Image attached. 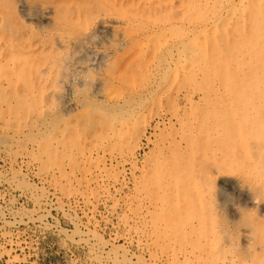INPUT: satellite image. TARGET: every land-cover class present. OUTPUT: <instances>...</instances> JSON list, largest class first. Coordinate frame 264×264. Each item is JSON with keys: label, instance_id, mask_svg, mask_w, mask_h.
Returning <instances> with one entry per match:
<instances>
[{"label": "rangeland", "instance_id": "1", "mask_svg": "<svg viewBox=\"0 0 264 264\" xmlns=\"http://www.w3.org/2000/svg\"><path fill=\"white\" fill-rule=\"evenodd\" d=\"M103 1L0 0V264H264V210L245 211L225 171L203 182L199 159L209 62L264 103V0ZM201 201L220 228L212 250L176 224Z\"/></svg>", "mask_w": 264, "mask_h": 264}, {"label": "bare ground", "instance_id": "2", "mask_svg": "<svg viewBox=\"0 0 264 264\" xmlns=\"http://www.w3.org/2000/svg\"><path fill=\"white\" fill-rule=\"evenodd\" d=\"M103 2H105V1H103ZM105 3H107V2H105ZM109 4H110V2L108 1V5H106V4L105 5L109 6ZM92 6H93V4L91 5V7ZM93 10H94V8H93ZM228 13H231V12H228ZM75 15H76V12H75L74 16ZM230 15H232V14H230ZM230 15L218 16L219 19L217 21L218 22L217 25L219 26V29H220L219 30L220 31L219 34H220V36L222 38H224L223 36L225 34L223 32H225L226 25H227V23H228V21H229V19L231 17ZM61 18H62L61 20H63V22H67L66 21L67 19H66V17L64 15ZM81 21H83V20H81ZM96 21L97 22H94V24L93 23L85 24L83 27L80 28V30L77 31L75 36L79 37L80 40L82 38V40L84 41V39H86V38L88 39L89 33L95 31L96 27L100 30V33H101L104 30L103 28L107 27L109 22H110L105 17L104 18H98V19H96ZM84 22L86 23L87 21H84ZM77 23H78V20H77ZM110 24H112V23H110ZM159 28H161V27H159ZM162 28H164V27H162ZM199 34L200 35H203V34L204 35H208V34H206L204 32L197 33L195 39L192 40V41H194L196 43L194 45H191L188 53L182 54L181 58L179 57L177 60L174 61L175 68H177V69L180 68V71H182L181 70V68L183 69L182 65H183V63H185V62H183L182 59L185 58V57L187 59L194 58L193 55L190 53V51L192 52L193 48L194 49L197 48V43L200 42L199 41V36H200ZM140 35H141V32H140L139 36ZM214 35L215 34L213 33V36ZM75 36H72V37H75ZM208 36H210V35H208ZM134 37H137V36L134 35ZM200 38H202V37H200ZM203 38H204V36H203ZM209 38L210 37H208L207 39H209ZM62 39H63V37H62ZM75 40L76 39L73 38V42ZM61 42H62L61 44H63V45L67 44L66 39L62 40ZM203 43H204V41H203ZM59 47H61V46H59ZM141 52H142V50H141ZM193 54H195V56H196V53H193ZM251 55H255V53L253 52V53H251ZM55 68H57V67H55ZM173 68H174V65H173ZM211 68H212V63L211 62H209V64L206 65V68L204 67V69L208 72V73H206V74H208L207 75L208 76L207 77L208 86L201 91V97H200L202 113H201V116H200V124H201L200 125V128H201L200 129V135H201V139H200V143H199L200 144V146H199V150H200L199 159H200V165H201V168H202V170H201L202 180H203V182H205L207 180V178H209L210 174L219 175L221 171H225V172L229 173L232 176L230 177L229 180L225 179V181L224 180L223 181L220 180V181L228 189H232L233 191H236V192H241L242 195L244 194V196H243L244 198L242 199V201H243L242 202V204H243L242 206L245 207V209H246L245 211H247V208L249 210V207H251V209H253V208L257 209L256 207H258V206H259L260 209L262 208V210H264V203H263V201H261L259 199V194L260 193L255 187L256 186V182H257V180L255 182V179H256L257 176H259L258 171L260 170L261 167H263V163H264V161H263L264 160V103L261 105L262 90H259L261 93L259 91L257 92L256 89H254L255 91L251 90V92H250V91H248L247 87H245L246 86L245 82H243V86H241V88H240L238 86V85H240V83H239L240 81L238 80V78L240 76H237V77L236 76L235 77H226L227 75L226 76H224V75H219L218 76V74L216 72L211 71ZM52 73H54V72H52ZM188 78H190V76ZM216 78H218V79H216ZM61 79H63V78H61ZM63 82H64V80H63ZM252 85L255 87L254 84H252ZM244 87H245V89H244ZM242 94H245V95L242 96ZM110 95H112V94H110ZM252 95H255V99L254 100H252ZM249 96H250V98H249ZM109 98L110 99H114V98H111V97H109ZM249 101H251V102H249ZM140 110H141V108H140ZM141 114H140L139 117H142ZM137 115H139V114H137ZM45 121H43L42 124L40 123L41 125H39L40 127L43 126L44 129L46 127L49 128V126H47V122L48 121L47 122H45ZM68 123H66V124H68ZM94 127L95 126L93 125V128ZM40 132H41V130H40ZM36 136H38V135H36ZM233 173H235V174L233 175ZM216 181H219V180H216ZM220 181L218 183H220ZM218 183H217V186L220 185V184L218 185ZM258 189H259V187H258ZM206 196H207L206 194L204 196H202L203 199ZM207 201L210 202V203H213V201L211 199H208ZM260 201L262 203H259ZM214 204L210 205L211 206L210 207L211 210L215 209L214 208L215 207ZM188 205H190V203ZM236 206L238 207V204H236ZM207 207H208V205H206V204L204 205L202 203V201H201L197 205L192 206V207L190 206L189 208H187L188 212L191 215L192 220L189 219L188 217H186V219H187L186 220L184 216L183 217L181 216V212L180 211L177 213L176 209L174 210L175 213L178 214L177 215L178 222L176 223L178 225V227H181V229L182 228L185 229L186 227H188L190 225H193V222H194L197 225V227L199 226L200 230L197 232L196 231L197 227H195V228H193V231L196 234H199V235H200V233L201 234H205L203 236H204L206 242L209 243L210 245L213 244V246L211 247L210 245H208L206 243L205 248H204V246H202L201 242L197 241V243H196L197 245L196 246L199 249L203 248L202 250L206 249V247H208L209 250L210 249L211 250L214 249V246L217 247V243L215 242V240H217L218 237L221 235V234L219 235V232L217 231L218 229L217 230L215 229L216 226H214V220L211 219V218H208V216L205 214L206 213L205 211H206ZM210 208H209V210H210ZM262 210H260V211H262ZM183 213L185 215L186 211H183ZM187 215H189V214H187ZM257 223L258 222H255L254 224L257 225ZM258 226H260V225H258ZM253 227H255V226H253ZM261 227H262V229L261 228L260 229L263 230V226H261ZM244 228H246V227H244ZM188 229H189V227H188ZM188 229L184 230V231L187 234H189V235L191 234L192 235V228L189 231H188ZM249 229H246V230L243 231L244 232V236L243 237H244V241H245L244 243L251 244V241H252V233L251 232L252 231H250L251 229L250 230ZM223 230H224V228H223ZM262 232H264V231H262ZM184 233L182 232V236H183ZM170 235H173V233L171 232ZM263 235H262L260 241L258 240L257 242L254 243L255 248H256L257 245L259 246V247L257 246L259 251L264 250V238H263ZM175 236L177 237L178 235L175 234ZM175 236H174V238H175ZM215 236H217V239H215ZM172 240H173V238H172ZM219 241L221 242V238H219V240L217 242H219ZM218 245H220V244H218ZM223 245L224 244L222 243V245H220L218 247H221ZM179 246H180V244H179ZM171 247H173V246H171ZM263 253H261V254H263ZM206 254H208V253H206ZM255 256H256V254H255ZM261 258H262V256H261ZM263 260H261V262ZM200 264H201V262H200Z\"/></svg>", "mask_w": 264, "mask_h": 264}]
</instances>
